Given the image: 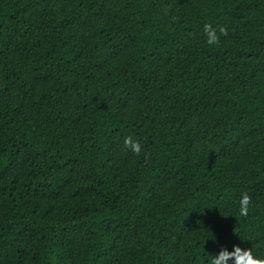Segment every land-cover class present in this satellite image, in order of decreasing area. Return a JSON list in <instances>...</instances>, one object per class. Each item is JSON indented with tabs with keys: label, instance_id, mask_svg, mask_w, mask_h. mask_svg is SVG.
I'll return each mask as SVG.
<instances>
[{
	"label": "trees",
	"instance_id": "16d2710c",
	"mask_svg": "<svg viewBox=\"0 0 264 264\" xmlns=\"http://www.w3.org/2000/svg\"><path fill=\"white\" fill-rule=\"evenodd\" d=\"M233 246L264 259V0H0V264Z\"/></svg>",
	"mask_w": 264,
	"mask_h": 264
},
{
	"label": "clouds",
	"instance_id": "9594fccd",
	"mask_svg": "<svg viewBox=\"0 0 264 264\" xmlns=\"http://www.w3.org/2000/svg\"><path fill=\"white\" fill-rule=\"evenodd\" d=\"M204 31L207 36V43L209 45H215L218 42L216 30L206 24L204 26ZM220 31L224 32V29H220ZM125 145L133 152H140V143L133 140L131 137L125 138ZM248 205L249 197L247 195L242 196L239 209L241 215L247 214ZM211 264H264V259L254 256L250 249L233 246L231 251L228 249H221L217 254L211 255Z\"/></svg>",
	"mask_w": 264,
	"mask_h": 264
}]
</instances>
